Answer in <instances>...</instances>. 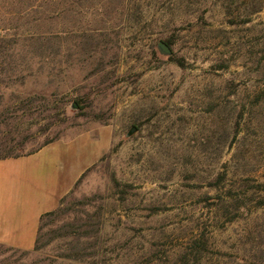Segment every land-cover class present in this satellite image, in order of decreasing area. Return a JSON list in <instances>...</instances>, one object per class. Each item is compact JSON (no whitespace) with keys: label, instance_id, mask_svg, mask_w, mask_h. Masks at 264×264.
I'll use <instances>...</instances> for the list:
<instances>
[{"label":"rangeland","instance_id":"374dc122","mask_svg":"<svg viewBox=\"0 0 264 264\" xmlns=\"http://www.w3.org/2000/svg\"><path fill=\"white\" fill-rule=\"evenodd\" d=\"M0 72V158L111 135L0 264H264V0H0Z\"/></svg>","mask_w":264,"mask_h":264},{"label":"crops","instance_id":"0c3cea01","mask_svg":"<svg viewBox=\"0 0 264 264\" xmlns=\"http://www.w3.org/2000/svg\"><path fill=\"white\" fill-rule=\"evenodd\" d=\"M110 143L105 128L0 159V244L33 248L44 215L60 205Z\"/></svg>","mask_w":264,"mask_h":264},{"label":"trees","instance_id":"16d2710c","mask_svg":"<svg viewBox=\"0 0 264 264\" xmlns=\"http://www.w3.org/2000/svg\"><path fill=\"white\" fill-rule=\"evenodd\" d=\"M3 75V73H1L0 72V76H2ZM15 76V75H14ZM6 79H7V81H9V82H13V81H21L22 80V77H19V76H17V77H15V78H13V77H11V75H6ZM4 140H2V139H0V147H6L8 144H6L8 141H4ZM9 141H11V139L9 140ZM49 143H51V142H49ZM49 143H46L45 145H47V144H49ZM10 150V149H9ZM33 153V152H32ZM18 156H22V155H8V156H5V157H2V158H0V159H3V158H9V157H18Z\"/></svg>","mask_w":264,"mask_h":264},{"label":"water","instance_id":"95a60500","mask_svg":"<svg viewBox=\"0 0 264 264\" xmlns=\"http://www.w3.org/2000/svg\"><path fill=\"white\" fill-rule=\"evenodd\" d=\"M159 48L161 49L162 52L167 53V54H171L172 52L170 46L165 41L159 42ZM133 132H134V129H132L130 133H133Z\"/></svg>","mask_w":264,"mask_h":264}]
</instances>
